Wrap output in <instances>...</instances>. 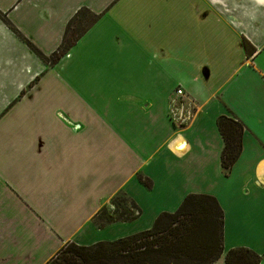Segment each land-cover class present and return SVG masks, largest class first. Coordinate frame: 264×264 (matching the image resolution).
<instances>
[{
	"label": "crops",
	"instance_id": "1",
	"mask_svg": "<svg viewBox=\"0 0 264 264\" xmlns=\"http://www.w3.org/2000/svg\"><path fill=\"white\" fill-rule=\"evenodd\" d=\"M82 8L102 16L49 75L28 43L51 56ZM221 116L244 126L229 173ZM120 193L141 214L97 222ZM192 194L223 211L214 264H264V0H0V264L149 230Z\"/></svg>",
	"mask_w": 264,
	"mask_h": 264
},
{
	"label": "trees",
	"instance_id": "2",
	"mask_svg": "<svg viewBox=\"0 0 264 264\" xmlns=\"http://www.w3.org/2000/svg\"><path fill=\"white\" fill-rule=\"evenodd\" d=\"M101 16L87 8L80 9L67 24L61 45L49 57L28 44L48 67H53ZM245 49L250 56L254 53L247 42ZM217 127L224 140L222 168L229 173L242 151L244 126L235 118L221 116ZM110 206L113 210L104 207L97 215L98 219H105V224L132 221L141 214L125 193L113 198ZM223 224V211L214 197L192 194L176 212L161 214L149 230L90 246L69 242L46 264H214L225 251ZM225 261L226 264H260L262 258L247 248H234L226 252Z\"/></svg>",
	"mask_w": 264,
	"mask_h": 264
},
{
	"label": "rangeland",
	"instance_id": "3",
	"mask_svg": "<svg viewBox=\"0 0 264 264\" xmlns=\"http://www.w3.org/2000/svg\"><path fill=\"white\" fill-rule=\"evenodd\" d=\"M166 8H167V10H170V9H171L170 7H167V6H166ZM137 16H139V15L137 14ZM134 28L137 29V28H136V24H134ZM80 39H81V38H80ZM80 39H79V40H80ZM73 47H74V46H73ZM73 47H72V48H73ZM72 48H71V49H72ZM70 51H71V50H70ZM70 51L68 52V54L70 53ZM68 54H67V55H68ZM67 55H66V56H67ZM49 68H51V67H49ZM53 70H54V71H52V74H49V75H53L54 73H56V74H62V72H61V68H60V69H59V68H55V66H54V67H53ZM91 74H93V73H91ZM95 74H98V72L95 73ZM3 137L7 139V136H6V134H4V133H3ZM108 208H109L110 211L113 210V209L111 208L110 205L108 206ZM99 220H100V219H97V222H98Z\"/></svg>",
	"mask_w": 264,
	"mask_h": 264
},
{
	"label": "built area",
	"instance_id": "4",
	"mask_svg": "<svg viewBox=\"0 0 264 264\" xmlns=\"http://www.w3.org/2000/svg\"><path fill=\"white\" fill-rule=\"evenodd\" d=\"M176 94H177L178 96H183V95H184V92H183L182 89H178V90L176 91Z\"/></svg>",
	"mask_w": 264,
	"mask_h": 264
}]
</instances>
